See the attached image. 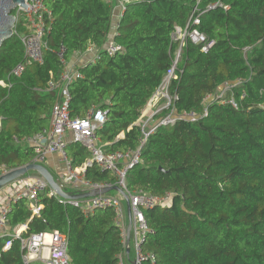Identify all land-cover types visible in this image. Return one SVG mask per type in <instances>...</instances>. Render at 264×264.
<instances>
[{
	"label": "trees",
	"instance_id": "obj_1",
	"mask_svg": "<svg viewBox=\"0 0 264 264\" xmlns=\"http://www.w3.org/2000/svg\"><path fill=\"white\" fill-rule=\"evenodd\" d=\"M119 1L124 9L114 22ZM44 4L52 13L44 64L28 65L19 78L10 76L26 62L21 17L15 34L0 49V82L8 85L0 84V165L14 170L31 164L34 148L14 138L47 129L56 100L55 94L37 89H44L52 75L59 80L61 54L73 64L90 46L98 48L100 57L79 67L82 77L69 88L70 116L85 118L92 108L106 112L107 121L96 134L100 142L112 153L137 150L144 137L138 120L179 48L171 36L177 26L185 28L198 17L197 28L214 45L207 52L192 42L182 49L175 72L178 80L171 81L169 93L176 97L171 108L199 118L180 120L151 134L141 163L126 176L130 192L163 199L171 195L166 206L142 210L151 229L142 253L153 256L144 264H264V0H44ZM12 13L16 15L15 10ZM112 41L123 46V54H107ZM226 84L231 85L226 102H206ZM67 146L73 168L90 159L83 145ZM85 179L112 186L117 181L97 165L87 168ZM38 197L43 206L40 216L30 212L26 199L11 202L6 227L10 233L18 226L26 227L25 238L60 231L67 234L72 264H120L127 247L113 210L85 214L62 204L49 188ZM9 240L8 235L0 238V264H23L20 240L5 249Z\"/></svg>",
	"mask_w": 264,
	"mask_h": 264
},
{
	"label": "built area",
	"instance_id": "obj_2",
	"mask_svg": "<svg viewBox=\"0 0 264 264\" xmlns=\"http://www.w3.org/2000/svg\"><path fill=\"white\" fill-rule=\"evenodd\" d=\"M112 1V0H110ZM26 10L17 6L15 9L17 22L19 17L23 21V27L26 30L24 35L20 36L21 43L25 47L26 62L17 65L11 72L10 76L21 77L28 65L39 64L43 65V54L47 48L45 37L49 33L48 22L52 19V13L46 8L44 0H26ZM119 8L122 12L124 4L119 1L115 10ZM120 12V13H121ZM115 18L119 15L115 12ZM116 20V19H115ZM119 20V18H117ZM117 20L115 22H117ZM200 20L194 18L192 22L187 24V27L175 28L171 38L172 41L179 44L178 51L175 55V61L170 70L166 73L161 86L155 92L153 98L147 104L142 117L138 121V125L143 130V140L141 146L137 150L128 152L114 153L110 152L108 144L100 142L96 136L97 130L100 129L107 121L106 112L92 108L88 111L85 118L73 119L70 116L69 107L71 95L69 92L70 86L78 81L82 74L73 64H68L64 61L62 54L60 55L63 62V71L59 80L54 79L53 75L44 89H37L39 92L53 93L56 100L51 109V121L49 127L44 131L30 136L28 138H14L16 143L24 144L28 147H33L35 155L34 163L43 165L46 164L49 155H58L60 161L66 164L67 173L61 175L58 182L64 191L68 189L71 194H82L89 191L99 190L100 188H109L119 186L129 197V203L132 211V233L131 238L135 244L136 255L135 264H144L149 259L153 260V256H145L142 253V245L147 234L151 229L147 226V222L143 213V209L154 208L156 206H166L171 201V195L166 198H158L152 195H147L142 192H130L127 188V173L132 167L141 163V151L145 146L148 137L155 133L160 127L173 126L180 120L188 122H196L199 114L195 113H179L173 106L176 97L169 93V86L172 80H178L175 75L176 68L179 63V57L182 49L189 42L202 45V50L207 52L214 45V41L208 42L206 37L197 28ZM109 56L118 53H124L122 45L115 42L109 43L106 48ZM79 55H90L88 63H95L99 59V51L96 46H90L85 53ZM1 86L8 87L4 81L0 82ZM231 90V85L226 84L220 90L221 92L213 97H208L206 102H211L216 99L226 102L227 94ZM234 107H237L236 102L231 99L229 101ZM170 112L163 117L156 119L157 115L161 114L165 109H170ZM150 111L151 113H148ZM208 110H205V115ZM146 119V120H145ZM151 124V126H150ZM147 127H151L148 129ZM69 143H77L83 145L91 154L90 159L81 166V168H73L72 162L68 158L67 148ZM92 165L99 166L102 170L109 171L113 174L117 181L114 186L109 184H94L85 179V171ZM7 165H0V177L12 172ZM19 191L12 197H7V202L0 207V229H5L8 224V213L10 212L11 202L20 199L28 201V208L34 216H40L43 206L39 203L38 195L50 189V195L56 196L59 201L66 205L78 208L85 214L93 213L99 209H111L115 213V226L120 228L122 233V243L128 247V213L123 206L124 199L120 194L100 195L99 197L82 199L80 201H69L57 196L49 187V184L38 174L27 175L15 182ZM2 191V190H1ZM0 191V192H1ZM26 232L25 226H18L16 232L12 234H4L10 237L6 243L5 249H9L13 242L20 240L23 252V264H72L68 253V237L60 231L50 233L33 234L28 238L24 237ZM2 236H0L1 238ZM120 264H126L124 255L120 257Z\"/></svg>",
	"mask_w": 264,
	"mask_h": 264
},
{
	"label": "water",
	"instance_id": "obj_3",
	"mask_svg": "<svg viewBox=\"0 0 264 264\" xmlns=\"http://www.w3.org/2000/svg\"><path fill=\"white\" fill-rule=\"evenodd\" d=\"M17 6H20L25 10L28 7L26 0H0V49L2 48V44L6 40L11 39V37L15 34L14 29L17 24V17L12 12L17 8ZM31 172H35L44 180H46L51 190H53L57 196L63 198L64 200L80 201L82 199L99 197L100 195H107L111 193L120 194L126 203V211L128 213L129 224L127 227V244H129L132 233V211L128 195L125 194V192L119 186L100 188L99 190L89 191L82 194H71L70 192L64 191L62 189L59 182L55 180V177L49 168L47 169L43 165L31 162V164L28 166L16 168L12 172L1 176L0 191L10 185L15 184L17 180L29 175ZM129 247L130 244L128 245L127 250Z\"/></svg>",
	"mask_w": 264,
	"mask_h": 264
},
{
	"label": "crops",
	"instance_id": "obj_4",
	"mask_svg": "<svg viewBox=\"0 0 264 264\" xmlns=\"http://www.w3.org/2000/svg\"><path fill=\"white\" fill-rule=\"evenodd\" d=\"M115 11H116L117 15H119L120 12H121L119 10V8H117ZM114 18H115V16H114ZM117 18H116V20H117ZM89 58H90V55H88V57H86V55H84V56L78 55V58L74 60L73 65H75L77 68L82 67V66H85V65L88 64V59ZM58 158H59V156L56 155V154L55 155H49L48 158H47V162H46V168L47 169L49 168L50 171L53 173V175H57L58 177H60L61 175H63V172H60L63 169V167L60 170L57 169L56 162H57ZM19 190L20 189H19V187H18V185L16 183L13 184V185H10L8 187H6L5 189H3L0 192V207L3 206V204L7 202V197L8 198L12 197ZM127 220H128V223H129V219H127ZM17 228L18 227H16L15 229H13V232L12 233L16 232V229ZM12 233H10V231L8 230V228L0 229V236H3L4 234H12ZM129 244H130V247L127 250V252L125 253V255H124V260L126 261L125 262L126 264H134L136 250H135V244H134L132 238L130 239Z\"/></svg>",
	"mask_w": 264,
	"mask_h": 264
},
{
	"label": "rangeland",
	"instance_id": "obj_5",
	"mask_svg": "<svg viewBox=\"0 0 264 264\" xmlns=\"http://www.w3.org/2000/svg\"><path fill=\"white\" fill-rule=\"evenodd\" d=\"M86 57H88V55H86ZM148 113H151L150 111H148ZM146 120V119H145ZM139 121V120H138ZM150 126H151V124H150ZM148 129H150L151 127H147ZM56 162V161H55ZM54 162V163H55ZM56 165H57V169L58 170H60L62 167H63V169L60 171V172H63V175H65L66 173H67V168H66V164L65 163H62L61 161H60V158H58V160H57V162H56ZM43 166H45L46 167V164H43ZM59 172V173H60ZM5 189V188H4ZM113 195V194H112ZM123 206H124V208H125V211H126V203L125 202H123Z\"/></svg>",
	"mask_w": 264,
	"mask_h": 264
}]
</instances>
